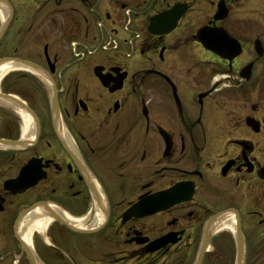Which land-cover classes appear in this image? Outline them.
<instances>
[{
    "label": "flooded vegetation",
    "instance_id": "af4514ba",
    "mask_svg": "<svg viewBox=\"0 0 264 264\" xmlns=\"http://www.w3.org/2000/svg\"><path fill=\"white\" fill-rule=\"evenodd\" d=\"M96 6L113 28L86 44ZM176 6L172 32L147 31ZM125 8L144 32L110 53L148 64H63L67 45L75 63L100 53ZM2 59L38 69L0 78V264H264V0H0ZM176 185V203L127 213ZM38 209L51 220L30 231Z\"/></svg>",
    "mask_w": 264,
    "mask_h": 264
},
{
    "label": "rangeland",
    "instance_id": "374dc122",
    "mask_svg": "<svg viewBox=\"0 0 264 264\" xmlns=\"http://www.w3.org/2000/svg\"><path fill=\"white\" fill-rule=\"evenodd\" d=\"M107 10H108L107 8H103L101 6H96V9H95L96 12L94 14H89V13L86 14L88 17V32L86 33V29L82 30V32L78 38L81 42L86 43V44H91L89 39H92L93 37H99L100 36V32L96 27V21L99 19H104L105 28L112 27L111 24L105 18V11H107ZM114 26L116 27L114 29L117 30L116 36L118 38H121L119 36L122 34L126 35V33L122 32L123 30H122L121 25L119 26L116 23V24H114ZM142 27H143V29H142ZM142 27L138 26V28L140 30H143V32H144V26H142ZM72 38L73 37H70L69 39L71 40ZM65 52H66V55H65V58L63 60V64L65 66H79V67L88 68V69H91L92 67L97 66V65H107V63L109 61H111L113 63H118L120 65L126 66V68L130 72H132V71L138 70L139 68L148 64L149 59H150V57L147 55H139V56L134 55L131 59L124 60V58L115 57L110 52H100V53H97L96 55H94L92 57H88L87 59H85L81 62L75 63V62H73V58H72V55L68 49V45L66 46ZM120 55L122 56L121 53H120ZM151 88H152V91H151L152 102H151V104L154 105L155 109H157V107L155 105L157 104L159 99L161 100V83H159L158 81L153 79L151 81Z\"/></svg>",
    "mask_w": 264,
    "mask_h": 264
},
{
    "label": "water",
    "instance_id": "95a60500",
    "mask_svg": "<svg viewBox=\"0 0 264 264\" xmlns=\"http://www.w3.org/2000/svg\"><path fill=\"white\" fill-rule=\"evenodd\" d=\"M185 7L184 6H176L174 7L172 10L167 11V12H163L159 15H156L154 17H152L150 19V24L148 27V31L152 34V35H163V34H168L170 33L177 25V21L179 20V18L182 16L183 12H184ZM225 17V12L222 13V9L219 8L217 15L215 16L216 19H222ZM4 28L1 30V34L3 33ZM211 34L220 36V37H224L223 32L219 31V30H208V29H201L198 32V36L199 37H207V36H211ZM201 42L206 46V48L213 50V51H218V48H214L208 45V41L207 40H201ZM212 43H215L214 41H212ZM5 61V60H2ZM0 61V62H2ZM13 62L18 63V64H22L23 66H26L27 68H33V70L37 69L38 66L29 63V62H25V61H20V60H16V59H12ZM57 107V102L56 99H53L52 102V108L55 110ZM264 173V172H263ZM179 190V186L173 187L172 189L160 193L158 195H155L151 198H149V200H146L144 202H142L143 205H145L147 212L154 213L157 212L159 210H161V204L165 203V206H169L171 204H173L174 202H176V200L174 199L176 193ZM142 204H139L137 207H142ZM137 207L134 209L136 210ZM148 213V214H149Z\"/></svg>",
    "mask_w": 264,
    "mask_h": 264
},
{
    "label": "bare ground",
    "instance_id": "6f19581e",
    "mask_svg": "<svg viewBox=\"0 0 264 264\" xmlns=\"http://www.w3.org/2000/svg\"><path fill=\"white\" fill-rule=\"evenodd\" d=\"M14 64L9 62V61H5L3 63L0 64V78L5 74L6 71H8L11 67H13ZM24 117L26 118V122H29V118L24 115ZM43 210L42 209H38L35 211V214L38 216L33 222H29L30 225V231L31 230H37V231H43L45 225L51 220V218L49 216H47L45 218V215L43 214ZM44 216V217H43ZM100 215L96 214L95 218L99 219ZM25 240L27 237H24Z\"/></svg>",
    "mask_w": 264,
    "mask_h": 264
}]
</instances>
